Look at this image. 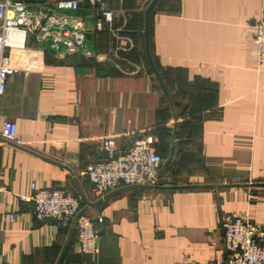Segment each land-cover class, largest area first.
Listing matches in <instances>:
<instances>
[{"label":"crops","instance_id":"obj_1","mask_svg":"<svg viewBox=\"0 0 264 264\" xmlns=\"http://www.w3.org/2000/svg\"><path fill=\"white\" fill-rule=\"evenodd\" d=\"M10 1L81 18L95 56L56 50L50 36H10L28 47L9 50L17 72L0 101V264H226L223 218L264 224V63L254 40L264 0H158L149 47L169 98L146 53L152 0H113L104 31L86 4L64 13L60 0ZM137 137H153L164 157L159 186L95 198L83 172L103 157L102 142L124 151ZM32 184L64 188L83 213L103 217L96 255L80 252L74 223L35 217L20 199Z\"/></svg>","mask_w":264,"mask_h":264},{"label":"built area","instance_id":"obj_2","mask_svg":"<svg viewBox=\"0 0 264 264\" xmlns=\"http://www.w3.org/2000/svg\"><path fill=\"white\" fill-rule=\"evenodd\" d=\"M113 0H60L55 6L60 12L79 11L86 4L95 10L96 28L104 31L113 24L115 14L108 6ZM27 31L36 37H52V47L61 46L68 54L95 56L85 49L87 31L79 17L57 13H34L31 6L23 1H0V101L6 93L9 79L17 72V65L10 49L25 50L28 46L10 43L14 32ZM254 40L257 45V57L264 63V16L254 24ZM153 137H137L127 150H120L112 138H106L101 145L103 157L90 164L83 172L92 185L95 198L102 199L107 193L123 187L159 186V172L164 157L156 149ZM31 197L21 196L23 201L34 204V215L40 221L58 220L63 224L74 223L78 229V246L84 255L98 253L97 224L103 223V217L94 218L81 210V198L64 188H38L31 186ZM11 220L15 215L11 214ZM224 248L227 253L226 264H264V224H254L236 216H226L221 223ZM211 264V263H205Z\"/></svg>","mask_w":264,"mask_h":264},{"label":"water","instance_id":"obj_3","mask_svg":"<svg viewBox=\"0 0 264 264\" xmlns=\"http://www.w3.org/2000/svg\"><path fill=\"white\" fill-rule=\"evenodd\" d=\"M158 0H152L151 3L148 5L146 11H145V29H144V36H145V46H146V53H147V57H148V61L149 64L151 66V69L153 71V73L155 74L161 89L163 91V93L165 94V96L167 98H169V93L167 91V88L162 80V77L153 61V58L151 56L150 53V47H149V31H150V17H151V13L153 12L156 4H157ZM131 187H135V186H131ZM141 187H145V188H151L149 185H145V186H141Z\"/></svg>","mask_w":264,"mask_h":264},{"label":"rangeland","instance_id":"obj_4","mask_svg":"<svg viewBox=\"0 0 264 264\" xmlns=\"http://www.w3.org/2000/svg\"><path fill=\"white\" fill-rule=\"evenodd\" d=\"M124 188V187H123ZM121 189V188H120ZM119 190V189H118Z\"/></svg>","mask_w":264,"mask_h":264}]
</instances>
